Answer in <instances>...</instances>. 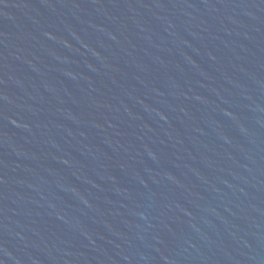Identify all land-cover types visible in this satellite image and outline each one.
<instances>
[{"label": "water", "instance_id": "water-1", "mask_svg": "<svg viewBox=\"0 0 264 264\" xmlns=\"http://www.w3.org/2000/svg\"><path fill=\"white\" fill-rule=\"evenodd\" d=\"M0 264H264V0H0Z\"/></svg>", "mask_w": 264, "mask_h": 264}]
</instances>
